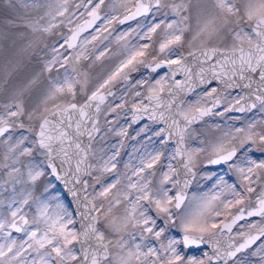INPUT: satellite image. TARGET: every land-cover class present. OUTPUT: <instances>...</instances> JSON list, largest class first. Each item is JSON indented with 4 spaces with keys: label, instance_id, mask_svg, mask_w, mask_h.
I'll list each match as a JSON object with an SVG mask.
<instances>
[{
    "label": "snow or ice",
    "instance_id": "1",
    "mask_svg": "<svg viewBox=\"0 0 264 264\" xmlns=\"http://www.w3.org/2000/svg\"><path fill=\"white\" fill-rule=\"evenodd\" d=\"M0 264H264V0H0Z\"/></svg>",
    "mask_w": 264,
    "mask_h": 264
}]
</instances>
